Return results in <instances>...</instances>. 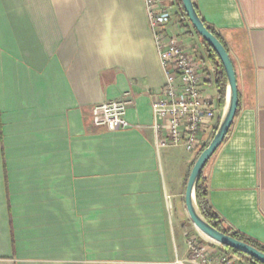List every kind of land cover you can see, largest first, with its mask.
I'll return each mask as SVG.
<instances>
[{"label":"crops","instance_id":"0c3cea01","mask_svg":"<svg viewBox=\"0 0 264 264\" xmlns=\"http://www.w3.org/2000/svg\"><path fill=\"white\" fill-rule=\"evenodd\" d=\"M193 3L238 90L204 167L208 205L264 248V0ZM163 84L143 0H0V264H191L184 193L198 153L157 147ZM124 96L132 128L92 127L93 106Z\"/></svg>","mask_w":264,"mask_h":264},{"label":"built area","instance_id":"2783aa9c","mask_svg":"<svg viewBox=\"0 0 264 264\" xmlns=\"http://www.w3.org/2000/svg\"><path fill=\"white\" fill-rule=\"evenodd\" d=\"M158 63L163 74L161 91L152 97L151 129L160 148L182 147L198 153L202 135L213 134L219 109L214 70L206 53L186 41L196 35L180 0H143ZM175 32L171 34L170 29ZM212 89L214 94L212 93ZM131 105L126 96L93 106L91 125L107 132L129 130L126 119ZM187 261L191 264H242L232 253L194 230L185 234Z\"/></svg>","mask_w":264,"mask_h":264},{"label":"water","instance_id":"95a60500","mask_svg":"<svg viewBox=\"0 0 264 264\" xmlns=\"http://www.w3.org/2000/svg\"><path fill=\"white\" fill-rule=\"evenodd\" d=\"M180 3L193 30L217 55L223 68L226 81L223 109L217 128L210 142L199 153L186 183L184 193L185 212L193 227L210 241L247 255L261 264H264L263 252L243 241L216 230L204 219L197 205V182L205 165L222 144L233 123L238 106V90L236 74L226 48L221 41L207 29L206 24L196 11L193 0H180Z\"/></svg>","mask_w":264,"mask_h":264},{"label":"trees","instance_id":"16d2710c","mask_svg":"<svg viewBox=\"0 0 264 264\" xmlns=\"http://www.w3.org/2000/svg\"><path fill=\"white\" fill-rule=\"evenodd\" d=\"M206 27L213 35H215L217 37V35L213 32V30L211 28H209L207 25H206ZM195 34H196V32H195ZM196 36L199 38V40L201 42V45H202V47H203L208 59L210 60V64H211V66H212V68L214 70V79H215V88H216V92H217V97H218V99L220 101V104L223 105V103H224V95H225V85H226L223 68L221 66V63H220L217 55L214 53V51L197 34H196ZM205 147H206L205 145L201 146L200 150L198 151V155ZM203 171H204V169H203ZM203 171H202V173H201V175L199 177V180L197 182V185H196V201H197V205H198V207L200 209V212H201L202 216L204 217V219L212 227H214L216 230H218L219 232H221V233H223L225 235L231 236V237H233V238H235L237 240L243 241V242H245V243L257 248L259 251L264 253V248H261L260 246L254 244L253 242H251L248 239H246L244 236H242V235H240V234L228 229L227 227H225L224 224L216 216V214L209 208L208 199H207L206 177H205ZM188 223L191 225L189 220H188ZM200 235H202V234L200 233ZM202 236L205 237L204 235H202ZM205 239H207V238L205 237ZM207 240H209V239H207ZM221 247L224 248L226 251L234 254L238 258H240L241 261L243 263H245V264H261L260 262L248 257L247 255H244L242 253H239V252H237L235 250H232L230 248H227V247H223V246H221Z\"/></svg>","mask_w":264,"mask_h":264},{"label":"rangeland","instance_id":"374dc122","mask_svg":"<svg viewBox=\"0 0 264 264\" xmlns=\"http://www.w3.org/2000/svg\"><path fill=\"white\" fill-rule=\"evenodd\" d=\"M212 93L214 94L213 89H212ZM205 140H208V136L206 137ZM178 152H179L180 155H181V156H180L181 159H183V158L185 159L186 157L191 156V155H189L188 153H186L184 149H181V150L178 151ZM180 157H179V158H180ZM186 224H187V225H186L187 227L190 226L191 228H193L192 230H194L195 232H197V233L200 235V233H199L198 231H196V229L193 227L192 224L190 225V224L188 223V221L186 222ZM201 236H202V235H201ZM202 237H203V236H202ZM204 238H205V237H204ZM236 257H237V256H236ZM237 258H238V257H237Z\"/></svg>","mask_w":264,"mask_h":264}]
</instances>
